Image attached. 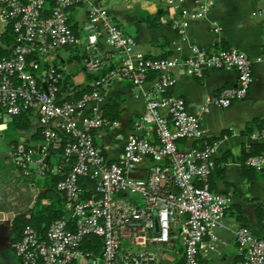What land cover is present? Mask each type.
Returning <instances> with one entry per match:
<instances>
[{"label": "built area", "instance_id": "2783aa9c", "mask_svg": "<svg viewBox=\"0 0 264 264\" xmlns=\"http://www.w3.org/2000/svg\"><path fill=\"white\" fill-rule=\"evenodd\" d=\"M83 1L0 0V14L12 22L17 34L13 55L0 59V109L13 117L24 110L40 109L44 150L62 144L60 132L52 126L58 120V127L69 136L65 154L73 159L66 177L57 184L68 200L67 217L54 222L45 234L27 225L12 246L25 264H160L161 255L152 247H170L180 235L184 264H204L200 256L207 249L206 238L217 241L216 231L224 226L231 198L214 192L207 181L215 169L217 143L191 150H183L179 143L203 138L201 117L210 105L228 108L248 96L254 83V64L264 61V54L253 60L237 48L214 52L195 48L187 58L150 57L136 49L135 38L126 34L104 8L92 7L83 25L87 49L96 51L104 34L106 43L125 56L122 66L106 73L96 85L107 90L114 80L128 79L140 87L150 74L158 75L147 96L146 110L135 123L137 130L152 126L158 143L135 134L126 141L120 159L110 162L94 138L95 131L109 124L103 113L105 95L95 90L75 102L60 103L53 88L63 74L51 66L46 70L50 87L43 90L32 71L39 64L29 59L34 51L47 59L58 50L77 45L79 39L69 11ZM188 1L191 0H168L171 8L179 12L173 27L181 34H185L191 21L205 18L216 4V0H193L199 6L192 10L186 6ZM87 67L89 72H101L106 61L99 55ZM177 67L197 77L206 70L233 68L239 85L224 88L218 96L208 98L200 111L192 112L183 97L170 94L177 82L172 71ZM85 109L90 114L80 123L77 116ZM253 137L264 140V128ZM15 154L27 174L32 165L37 166L41 176L48 169L45 156H37L34 149L20 144ZM147 159L148 175L134 177L132 173ZM246 165L264 171V154L249 157ZM87 178L94 181L95 189L94 197L85 199L81 180ZM198 180L203 182L199 184ZM124 193L139 196L144 204L122 198ZM155 213L159 233L155 232ZM236 234L243 250L238 264H264V238L248 226L239 227ZM90 235L103 240L102 254L82 250L84 238ZM126 240L129 246H125Z\"/></svg>", "mask_w": 264, "mask_h": 264}, {"label": "crops", "instance_id": "0c3cea01", "mask_svg": "<svg viewBox=\"0 0 264 264\" xmlns=\"http://www.w3.org/2000/svg\"><path fill=\"white\" fill-rule=\"evenodd\" d=\"M94 6L104 8L126 34L135 38L136 49L150 57L187 58L195 48L214 52L223 47L237 48L253 60L264 54V0H216L205 18L191 21L185 34L173 27V20L180 15L171 8L168 0H84L69 11L71 24L79 39L77 45L65 47L43 59L49 67L71 75L68 86L71 91L74 88L82 91L93 84L87 78V66L97 56L104 57L111 70L119 69L125 59L123 54L106 43L104 34L96 51L87 49L83 25ZM186 6L194 10L199 3L191 0L186 2ZM7 25L8 21L0 14V37ZM253 71L254 83L245 99L233 102L228 108L210 105L201 117L203 138L199 141L181 140L179 143L183 150L217 143L215 169L207 181L214 192L231 198L225 211L224 226L216 231L217 241L206 238L207 249L200 256L204 264H238L243 259V250L236 234L241 226H248L255 235L264 238V171H256L246 165L250 154L257 149L264 151V140L253 137L264 126V61L255 62ZM172 74L177 82L170 94L183 97L192 112L200 111L208 98L218 96L224 88L239 85L237 71L233 68L206 70L202 77H197L177 67ZM157 77V74H150L140 87L134 86L128 79L114 80L106 90L105 104L112 96H118L121 114L117 120L109 121L108 125L95 131L94 138L110 162L120 159L126 141L135 134L158 143L152 126L141 130L135 127L136 121L146 110L147 96L153 90ZM38 79L48 89L46 71L40 73ZM32 113L31 129L21 130L15 128L14 117L10 120L4 116L7 113L0 109V264H25L12 246V226L14 220L26 210H30L26 216L30 215L45 181L41 178L42 185L37 187L15 154V142L37 146L38 151L40 145H45L35 138L41 128L40 109ZM89 114V109L83 110L77 116L78 121L82 123ZM52 126L63 132L58 127V120L53 121ZM47 148L41 154L50 157ZM72 162V158L63 160L68 171ZM149 166L150 159H147L138 165L132 175L145 178ZM31 170L37 171L35 167H31ZM202 182L198 180L199 184ZM85 184L91 189V179L87 178ZM121 197L134 204H144L137 195L124 193ZM44 204H49V200H44ZM11 213L15 214L14 219L9 217ZM124 243L125 246L130 245L127 240ZM152 249L161 255L160 264L185 263L180 235L172 246H154Z\"/></svg>", "mask_w": 264, "mask_h": 264}, {"label": "trees", "instance_id": "16d2710c", "mask_svg": "<svg viewBox=\"0 0 264 264\" xmlns=\"http://www.w3.org/2000/svg\"><path fill=\"white\" fill-rule=\"evenodd\" d=\"M51 4L49 5L50 8ZM46 9L45 13H48V9ZM157 25V24H156ZM73 27V30L76 33L75 27ZM17 44V34L14 32L12 22H8V25L6 27L5 32L0 37V59L4 57H10L14 53V47ZM221 49H228L227 47H223ZM77 57V56H75ZM30 60L35 61L39 64L38 69H32L34 75L38 79V75L42 73L43 71L48 70L50 67L47 63L43 62L42 57L38 54L37 51H34L30 57ZM61 72V70H58ZM111 69L108 66L106 62V68L101 72H88L87 78L88 80H91L93 84H90L86 86V88L82 91H78L77 88H74L72 91L68 89L69 81L71 78V75L63 74L62 78L54 85V90L56 92L57 99L60 103L62 102H75L79 100L84 94L86 93H92L95 90H100L103 95H106V89H102L101 86L96 85L97 81L101 80L102 77L105 76L106 73L110 72ZM156 74V73H152ZM39 81V79H38ZM39 85L41 89L47 90V88L44 87L43 83H40ZM47 87L49 89L50 83L47 84ZM118 97V96H117ZM115 96H112L110 100L103 106V113L104 117L108 121H115L119 118L120 112H119V106L120 102H118V98ZM33 110H24L22 113H20L17 116H14L13 124L15 125V128L21 129V130H30L32 127V119H33ZM264 126L262 127V129ZM42 126L39 130V133L35 135L36 140L43 141L45 143V137L42 131ZM61 137L63 138L61 146L54 148L49 147L52 149L50 152V157L48 160L45 159L48 169L46 170L45 174L38 178V172L31 170L30 173V179L35 183V185L38 187L42 185L41 178H44V185L42 186V191L39 192L37 203L35 207L32 209L29 216H20L14 220L13 226H12V236H13V242L20 239L21 234L24 230V228L27 225H31L41 234H45L48 228L57 220H61L68 215L67 210V204L68 200L64 192L58 190L57 184L59 181L63 180L66 175L68 168H65V163H63L64 159H68L69 157L65 154V144L69 140L68 134L65 132L60 133ZM15 145H19L18 142L14 143ZM209 144H213L212 142ZM203 146V145H202ZM26 148L34 149L37 151V156H42L38 151L37 146L29 145L26 146ZM264 154L263 149H257L255 152L250 154V156L254 155H260ZM91 189L87 187L85 184V179L81 180L82 188L84 189L83 198H91L94 197V189H95V183L93 180ZM49 200V204H44V200ZM81 248L85 252L93 253L95 255H100L103 252V240L96 236V235H90L84 238V241L81 245Z\"/></svg>", "mask_w": 264, "mask_h": 264}, {"label": "water", "instance_id": "95a60500", "mask_svg": "<svg viewBox=\"0 0 264 264\" xmlns=\"http://www.w3.org/2000/svg\"><path fill=\"white\" fill-rule=\"evenodd\" d=\"M3 18L5 19V17L3 16ZM1 115V114H0ZM4 116H6L7 118H9L10 120H13V117L10 116L9 114H5ZM1 132V131H0ZM43 150H44V145H40L39 146V151L40 153H43ZM47 151L51 152L52 149L51 148H47ZM49 158V155H47L45 157L46 160H48ZM37 200V198L35 199V201ZM30 212V210H26L25 212H23V215H27L28 213ZM11 219H14L15 217V214L14 213H11L10 216H9ZM160 231V223H159V218H158V215L155 213V232L156 233H159Z\"/></svg>", "mask_w": 264, "mask_h": 264}, {"label": "rangeland", "instance_id": "374dc122", "mask_svg": "<svg viewBox=\"0 0 264 264\" xmlns=\"http://www.w3.org/2000/svg\"><path fill=\"white\" fill-rule=\"evenodd\" d=\"M32 167H35L37 169V166L36 165H32Z\"/></svg>", "mask_w": 264, "mask_h": 264}]
</instances>
